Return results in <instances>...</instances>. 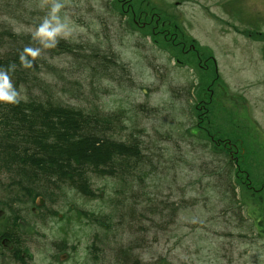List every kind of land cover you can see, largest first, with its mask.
<instances>
[{"label": "rangeland", "instance_id": "rangeland-1", "mask_svg": "<svg viewBox=\"0 0 264 264\" xmlns=\"http://www.w3.org/2000/svg\"><path fill=\"white\" fill-rule=\"evenodd\" d=\"M60 2L70 34L56 46L74 53L43 48L53 69L40 74L82 82L84 100L62 94L65 103L116 114L122 126L110 135L123 154L134 142L137 169L115 156L113 176H100L109 169L72 162L68 175L93 194L63 184L41 197H23L0 174V230L7 217L8 232L24 234L16 262L264 264V0ZM51 7L0 0V24L37 48ZM95 50L121 69L91 83Z\"/></svg>", "mask_w": 264, "mask_h": 264}, {"label": "trees", "instance_id": "trees-1", "mask_svg": "<svg viewBox=\"0 0 264 264\" xmlns=\"http://www.w3.org/2000/svg\"><path fill=\"white\" fill-rule=\"evenodd\" d=\"M6 5H10L9 2ZM11 13L15 14L14 9H11ZM16 34L0 24V71L8 73L19 93V103L0 102V174H9L6 175L9 187L22 189L23 197H41L40 192L58 189L63 184L82 193L86 190L91 195L93 192L87 188L89 186L84 179L75 180L74 172L68 175L66 169L72 162L75 166L78 164L81 172L87 168L95 173L98 165H102L109 170H99L97 174L113 176L110 170L116 169L112 166V158L116 156L119 164L130 162V170L135 171L139 152L132 149L134 142L125 147L127 152L123 154L118 149L123 147L113 142L110 135V132L120 131L122 126L116 114L103 113L94 108L92 102L87 107L65 103L62 94L84 100L82 82L74 79L63 86L46 82L40 72L53 67L43 57V46H36L41 51L35 60L28 57L32 66L24 67L20 55L26 47L35 48V42ZM25 43L28 46H24ZM63 45L45 48V52L74 53L73 46ZM89 64L86 78L91 83L95 78L108 77L114 69L121 67L110 55L96 50L89 53ZM78 150L81 152L76 154ZM80 154L84 155V159L78 160ZM14 198L23 204L20 196ZM5 220L8 224L10 218L6 217ZM126 255L125 252L123 256ZM117 264L126 262L121 258Z\"/></svg>", "mask_w": 264, "mask_h": 264}, {"label": "clouds", "instance_id": "clouds-1", "mask_svg": "<svg viewBox=\"0 0 264 264\" xmlns=\"http://www.w3.org/2000/svg\"><path fill=\"white\" fill-rule=\"evenodd\" d=\"M64 7L60 0H52L51 12L33 33V39L39 40L44 48H53L58 43V37H67L70 33L65 22L61 21L58 13ZM40 48L26 47L20 55L24 67H31V57L35 60L40 55ZM0 102L8 104L19 103V93L15 90L7 72L0 71Z\"/></svg>", "mask_w": 264, "mask_h": 264}, {"label": "flooded vegetation", "instance_id": "flooded-vegetation-1", "mask_svg": "<svg viewBox=\"0 0 264 264\" xmlns=\"http://www.w3.org/2000/svg\"><path fill=\"white\" fill-rule=\"evenodd\" d=\"M21 221H23V220H21ZM2 222H4V224L1 225L0 233H3L4 235H6L8 237L2 236L3 234L0 235V249H3L5 247L4 250L6 252L5 254L0 253V258H1L2 262H4V264H8L7 256H10V254H8V253L11 252L14 255V257H11V259H15V263H11V264H19L18 262H16V261H19L18 255H17V252H19V249L17 247L20 246L17 244V242L19 240L23 239L24 234L23 233L19 234L18 232H16L15 234H12L11 232H8L6 220L4 219V220H2ZM6 232L9 235H7ZM12 236H16V237L14 238Z\"/></svg>", "mask_w": 264, "mask_h": 264}]
</instances>
